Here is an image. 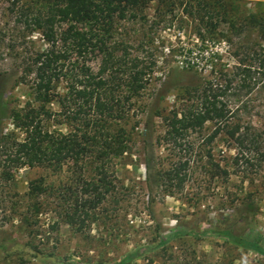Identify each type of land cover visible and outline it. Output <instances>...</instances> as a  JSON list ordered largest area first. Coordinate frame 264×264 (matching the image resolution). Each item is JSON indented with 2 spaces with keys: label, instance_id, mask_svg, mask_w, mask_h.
Masks as SVG:
<instances>
[{
  "label": "trees",
  "instance_id": "obj_1",
  "mask_svg": "<svg viewBox=\"0 0 264 264\" xmlns=\"http://www.w3.org/2000/svg\"><path fill=\"white\" fill-rule=\"evenodd\" d=\"M173 27L188 42L169 54L183 56L191 68L202 66L208 77L186 91L180 108L162 117L161 141L182 153L159 172L165 194L184 190L194 134L206 145L224 135L236 151L238 170L262 168L264 126L252 118L256 109L264 113L263 10L248 12L238 0H0V62L15 61L21 84L31 88L25 106L11 109L13 130L0 134V187L25 167L70 172L58 195L60 218L75 231L96 220L106 203L118 202L113 164L132 150L127 119L165 56L157 35ZM218 42L227 46L225 62L212 49ZM7 72L1 68L0 77ZM5 98L0 78L2 106ZM55 102L56 112L49 107ZM51 120L65 130H51ZM43 181L31 183L33 197L48 192ZM258 211L248 196L227 228L178 230L161 243L183 235L212 237L264 257V238L253 234L250 220ZM148 250L110 264H131Z\"/></svg>",
  "mask_w": 264,
  "mask_h": 264
},
{
  "label": "rangeland",
  "instance_id": "obj_2",
  "mask_svg": "<svg viewBox=\"0 0 264 264\" xmlns=\"http://www.w3.org/2000/svg\"><path fill=\"white\" fill-rule=\"evenodd\" d=\"M238 1L248 12L264 11V0ZM153 13L154 7L148 11L150 16ZM157 40L165 56L158 61L127 119L132 150L113 164L118 202L106 203L96 220L88 219L81 231H75L60 218L62 201L58 195L71 173L40 167L19 169L10 185L0 187V264H110L140 248L152 250L134 258L131 264H264V257L256 252L218 238L183 235L161 243L178 230L227 228L248 196L259 207L250 218L253 234L264 238V164L262 168L238 170L233 163L236 151L226 136L206 145L194 134L190 138L194 148L192 167L184 190L165 194L159 172L169 170L182 153H175L161 141L162 117L180 108L186 91L208 76L202 66L191 68L183 56L167 51L188 42L183 31L175 27L160 31ZM33 41L36 48L43 45L38 36ZM212 49L219 51L225 62V42L216 43ZM15 64L13 60L0 62V69L8 70L0 77L6 94V102L3 106L0 103V134L13 130L11 109L25 106L31 98V88L21 84ZM49 107L55 112L59 109L56 102ZM257 111H253V123L264 126V113ZM244 120L248 122L250 117ZM47 126L65 130L53 120ZM225 169L229 176L223 173ZM41 179L48 192L33 197L31 183Z\"/></svg>",
  "mask_w": 264,
  "mask_h": 264
}]
</instances>
